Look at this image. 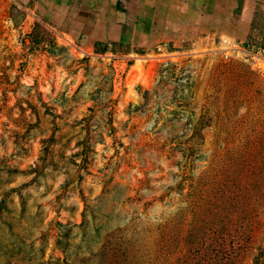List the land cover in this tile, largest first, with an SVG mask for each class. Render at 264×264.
<instances>
[{"label":"rangeland","instance_id":"obj_1","mask_svg":"<svg viewBox=\"0 0 264 264\" xmlns=\"http://www.w3.org/2000/svg\"><path fill=\"white\" fill-rule=\"evenodd\" d=\"M24 6L0 0V264H264L256 65L85 54ZM254 27L263 44L264 10Z\"/></svg>","mask_w":264,"mask_h":264},{"label":"crops","instance_id":"obj_2","mask_svg":"<svg viewBox=\"0 0 264 264\" xmlns=\"http://www.w3.org/2000/svg\"><path fill=\"white\" fill-rule=\"evenodd\" d=\"M21 1L85 54L109 46L128 53L162 45L219 48L263 42L254 22L264 0Z\"/></svg>","mask_w":264,"mask_h":264},{"label":"built area","instance_id":"obj_3","mask_svg":"<svg viewBox=\"0 0 264 264\" xmlns=\"http://www.w3.org/2000/svg\"><path fill=\"white\" fill-rule=\"evenodd\" d=\"M224 51L227 50L229 52L241 53L245 55L249 60L256 65V67L262 72L264 75V50L260 47H253L249 44H235L231 47L223 48Z\"/></svg>","mask_w":264,"mask_h":264}]
</instances>
